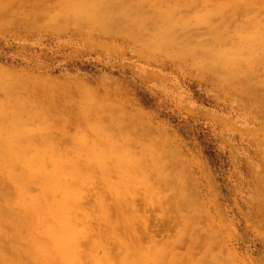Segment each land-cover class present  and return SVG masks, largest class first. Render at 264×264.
Here are the masks:
<instances>
[{
  "label": "rangeland",
  "instance_id": "1",
  "mask_svg": "<svg viewBox=\"0 0 264 264\" xmlns=\"http://www.w3.org/2000/svg\"><path fill=\"white\" fill-rule=\"evenodd\" d=\"M7 49L0 264H264V0H0Z\"/></svg>",
  "mask_w": 264,
  "mask_h": 264
},
{
  "label": "trees",
  "instance_id": "2",
  "mask_svg": "<svg viewBox=\"0 0 264 264\" xmlns=\"http://www.w3.org/2000/svg\"><path fill=\"white\" fill-rule=\"evenodd\" d=\"M10 52L11 50L8 49L1 52L0 62H10L12 60V58L10 57ZM88 68L89 67H85L83 69L87 71ZM140 97L142 99L143 105L147 108L157 109L158 111L160 110V106L157 104V100L155 98L151 97L148 94L140 95ZM160 112L163 114L162 116L168 118L173 124L177 125L184 136H186L189 140L197 144L206 157H209L210 160L212 159L218 167L221 165V158L219 156L218 151L215 150V141L212 137L211 131L208 128L200 125H187V123L183 120H180L181 118L176 116L175 113L173 114L171 112L166 111Z\"/></svg>",
  "mask_w": 264,
  "mask_h": 264
}]
</instances>
